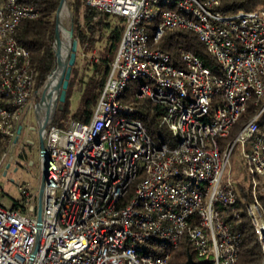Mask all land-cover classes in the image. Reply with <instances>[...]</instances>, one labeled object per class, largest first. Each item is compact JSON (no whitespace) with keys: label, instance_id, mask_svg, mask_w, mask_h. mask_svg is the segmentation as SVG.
I'll return each mask as SVG.
<instances>
[{"label":"built area","instance_id":"built-area-1","mask_svg":"<svg viewBox=\"0 0 264 264\" xmlns=\"http://www.w3.org/2000/svg\"><path fill=\"white\" fill-rule=\"evenodd\" d=\"M221 1L84 0L124 29L89 120L46 127L40 230L28 184H16L22 208L0 202V264H170L183 239L197 257L235 264L241 215L264 264V7L223 15ZM38 16L31 0H0V168L43 88L15 39L19 22ZM174 30L203 44L218 75L189 51L178 49L174 65L152 46ZM135 81V98L160 108L169 144H153L137 109L121 103ZM249 104L254 115L227 141ZM235 148L249 197L241 209L228 169ZM153 240L168 250L152 255Z\"/></svg>","mask_w":264,"mask_h":264},{"label":"trees","instance_id":"trees-1","mask_svg":"<svg viewBox=\"0 0 264 264\" xmlns=\"http://www.w3.org/2000/svg\"><path fill=\"white\" fill-rule=\"evenodd\" d=\"M38 10L39 16L34 20H22L16 27L15 39L29 55L30 67L35 75L36 89L43 87L47 77L55 68V56L53 52V41L55 22L54 14L60 0H31ZM257 6L264 7V0H222L216 9L223 15L233 14L239 10L249 11ZM66 7L70 14L73 40L82 47L85 53L96 49L97 44L102 48L97 49L96 62L92 63L91 74L87 80L78 74L75 82H68L64 101L56 107L51 124L59 129H64L66 124L73 120L86 123L96 105L100 92L109 71V64L114 58L123 29L124 23L121 18L98 12L85 5L84 0H66ZM155 49L169 54L174 65L179 64L178 49L189 51L196 55L203 65L218 75V68L214 60L208 55L202 43L188 31L174 30L165 32L160 40L152 45ZM143 82L135 81L127 85L121 97V103L133 106L138 111L139 121L146 128L147 135L155 145L169 144L172 141L170 133L160 125V108L147 99L137 100L135 91ZM77 94L78 105L72 108L71 99ZM6 99L0 94V107H6ZM255 108L248 105L244 114L240 116L227 141H231L238 130L254 115ZM264 129V115L260 118ZM4 151V142L0 136V154ZM20 160L24 159L22 154L18 155ZM246 180V179H244ZM236 207L241 209L249 201L247 188L236 182ZM1 193V198L6 201ZM264 210V198H259ZM9 207L13 209L22 208L20 199L11 200ZM240 223L232 228L239 236V251L235 264H261L262 252L256 241L254 230L248 218L240 216ZM152 255L161 256L168 248L163 243L153 240L150 243ZM188 255L192 261L197 259L187 242L183 239L178 248L172 253L170 264H187ZM193 264H212V261L196 262Z\"/></svg>","mask_w":264,"mask_h":264},{"label":"rangeland","instance_id":"rangeland-1","mask_svg":"<svg viewBox=\"0 0 264 264\" xmlns=\"http://www.w3.org/2000/svg\"><path fill=\"white\" fill-rule=\"evenodd\" d=\"M62 22L65 29L68 31L71 27V19L68 10L65 8L62 13ZM148 25L147 27H151ZM60 34V33H59ZM60 39H62L60 34ZM73 41V37L71 42ZM101 44H97L96 49L90 53H85L77 44L75 53V62L72 67L70 79L75 82L77 75H83V79L87 80L91 74L92 56H97V49H101ZM41 93L38 98H40ZM79 96L75 94L71 99L72 108H76L78 105ZM59 104L57 98V106ZM45 105V104H44ZM37 116L32 109L24 118L22 133L19 135L15 145L14 151L3 162L0 168V198L1 193L6 197L0 199V202L9 207L11 200L20 199V195L17 191V183L28 184L35 194V204L37 201V192L40 184L41 177V161L39 157V137H38V123ZM24 156L23 160H20L18 155ZM243 161L240 158L239 149L235 148L229 157V174L233 181L241 182L246 187V181L244 180V167ZM227 169V170H228ZM206 257H197L194 263L205 261Z\"/></svg>","mask_w":264,"mask_h":264},{"label":"water","instance_id":"water-1","mask_svg":"<svg viewBox=\"0 0 264 264\" xmlns=\"http://www.w3.org/2000/svg\"><path fill=\"white\" fill-rule=\"evenodd\" d=\"M66 7V0H60L59 6L57 10L55 11L54 14V22H55V31H54V41H53V52L55 56V68L51 72V74L47 77L42 91H41V96L36 103L34 113L36 116H38L40 113H43L45 116V121L40 124L39 118H37V123H38V137H39V157L41 161V177H40V184L38 187V192H37V201H36V227L37 230H40L41 227V211H42V190L43 186L45 184V177H46V150L44 146V140H43V135L45 133L47 125L52 121V117L54 114V111L57 107V98L59 103H62L64 101L65 97V92L68 87V82L70 80L71 76V71L72 67L75 62V53L77 49V42L73 40L71 42V47L69 54L66 56V60L64 62L60 61V56H59V47H60V34H59V25L61 24L60 22V9L62 7ZM67 34L70 39H72L73 36V31L72 27L67 31ZM54 82L55 85V92H56V99L54 102V105L52 108H45L44 107V101H43V95L44 91L47 88V86L51 83ZM22 127L18 126L16 130V137L13 140V145L17 142L19 135L21 134ZM13 146L10 147L9 153H11ZM194 262L192 261L191 256L188 255V261L187 264H193Z\"/></svg>","mask_w":264,"mask_h":264},{"label":"bare ground","instance_id":"bare-ground-1","mask_svg":"<svg viewBox=\"0 0 264 264\" xmlns=\"http://www.w3.org/2000/svg\"><path fill=\"white\" fill-rule=\"evenodd\" d=\"M64 9H65L64 6L60 9L61 24L59 25L58 28L59 33L61 34L62 37V39H60V47H59V56L61 62H64L66 60V56L69 54L71 47V39L69 38L67 34V30L65 29L62 22V13ZM55 99H56L55 85L54 82H51L44 91V95H43V101L45 104L44 107L47 109L52 108ZM44 121H45V116H43V118L40 119V124H42Z\"/></svg>","mask_w":264,"mask_h":264}]
</instances>
